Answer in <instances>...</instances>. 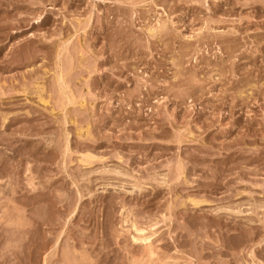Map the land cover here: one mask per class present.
I'll return each mask as SVG.
<instances>
[{
  "label": "rangeland",
  "instance_id": "1",
  "mask_svg": "<svg viewBox=\"0 0 264 264\" xmlns=\"http://www.w3.org/2000/svg\"><path fill=\"white\" fill-rule=\"evenodd\" d=\"M131 220L264 264V0H0V264H153Z\"/></svg>",
  "mask_w": 264,
  "mask_h": 264
},
{
  "label": "bare ground",
  "instance_id": "2",
  "mask_svg": "<svg viewBox=\"0 0 264 264\" xmlns=\"http://www.w3.org/2000/svg\"><path fill=\"white\" fill-rule=\"evenodd\" d=\"M166 2H167V0H166ZM187 4V3H186ZM116 9V8H115ZM120 22V21H119ZM158 33V32H157ZM164 34V33H163ZM151 36V35H150ZM209 37H211V36H209ZM159 39V38H158ZM241 40V39H240ZM187 41V40H186ZM247 41V40H246ZM255 41V40H254ZM210 43V42H209ZM239 43V42H238ZM165 44V43H164ZM203 44V43H202ZM228 44V43H227ZM168 47V46H167ZM108 48V47H107ZM238 49V48H237ZM155 50V49H154ZM166 50V49H165ZM190 53V52H189ZM251 54V53H250ZM140 55V54H139ZM188 55V54H187ZM247 55V54H246ZM188 58V57H187ZM219 58V57H218ZM246 59V58H245ZM226 60V59H225ZM227 61V60H226ZM176 63V62H175ZM179 64V63H178ZM176 66V65H175ZM184 68V67H183ZM247 69V68H246ZM245 71V70H244ZM225 76V75H224ZM244 77V76H243ZM193 78V77H192ZM192 81V80H191ZM225 81V80H224ZM178 82V81H177ZM193 82V81H192ZM239 82V81H238ZM191 84V83H190ZM253 84V83H252ZM163 85V84H162ZM148 86V85H147ZM244 87H246V86H244ZM150 88V87H149ZM169 88V87H168ZM152 89V88H151ZM157 89V88H156ZM175 90V89H174ZM228 90V89H227ZM251 90V89H250ZM142 92V91H141ZM155 92V91H154ZM182 92H183V90H182ZM231 92V91H230ZM253 92V91H252ZM186 93V92H185ZM230 95V94H229ZM241 96V95H240ZM148 98V97H147ZM233 98H235V97H233ZM242 102V101H241ZM70 103V102H69ZM234 104V103H233ZM252 104V103H251ZM208 107V106H207ZM240 107V106H239ZM153 108V107H152ZM246 109V108H245ZM7 119V118H6ZM163 130V129H162ZM190 130V129H189ZM188 133V132H187ZM150 134V133H149ZM186 134V133H185ZM83 139V138H82ZM254 149V148H253ZM92 160V159H91ZM89 162H91V161H89ZM88 163V162H87ZM83 164V163H82ZM256 164V163H255ZM255 171V170H254ZM88 172V171H87ZM153 178V177H152ZM155 178V177H154ZM31 184V183H30ZM196 204V203H195ZM234 207V206H233ZM137 214V213H136ZM127 219H129L128 217H126ZM135 219V218H134ZM134 219H132V220H134ZM131 220V224H129V226L131 225V231H133V234L131 233V235H129L130 236V238H131V240H130V242L132 241L133 242V244L132 245H134L135 243L136 244H139V245H143V247L144 248H142V251H143V253H144V256L147 258V261H149V262H153V264H154V261H157V262H162V264H168L166 261V259H170V258H172L171 257V255H168V254H166V253H158V251H157V248L156 247H154L153 246V241H152V237H153V235H155V234H157L156 233V231H154V230H152V229H150V230H148L149 228H144V227H142V226H139V225H137V223H139V222H137V223H135V222H133ZM125 221L127 222V221H129V220H126L125 219ZM124 221V222H125ZM134 221H136V220H134ZM157 222V221H156ZM154 223V222H153ZM153 223L151 224V225H153ZM142 225V224H141ZM151 225H150V227H151ZM155 225V224H154ZM125 226V225H124ZM242 226V225H241ZM128 228V227H127ZM156 230H157V228H156ZM158 231V230H157ZM158 237V236H157ZM160 237V236H159ZM162 238V237H161ZM153 240H155V239H153ZM185 241H187V240H185ZM153 242V243H152ZM181 242V241H180ZM183 243V242H182ZM243 243V242H242ZM135 244V245H136ZM235 244V243H234ZM237 244V243H236ZM131 245V246H132ZM181 245V244H180ZM242 245V244H241ZM250 245V244H249ZM82 247V246H81ZM133 247V246H132ZM159 247V246H158ZM232 247H234V245L232 246ZM238 247V246H237ZM164 248H166V246L164 245ZM164 248H162V249H164ZM143 249H145V250H143ZM161 249V248H160ZM167 249V248H166ZM247 249V247L245 248V250ZM84 250V249H83ZM235 250V249H234ZM130 251V250H129ZM128 251V252H129ZM157 251V252H156ZM70 252V251H69ZM219 252V251H218ZM63 253H66V252H64L63 251ZM71 253V252H70ZM136 252H134V254H135ZM143 253H141L142 255H143ZM146 253V254H145ZM72 254V253H71ZM81 254V253H80ZM141 254H140V257H141ZM63 255H65V254H63ZM67 256V255H66ZM66 256H65V258H66ZM64 257V256H63ZM132 257H134L133 255H132ZM136 257V256H135ZM176 257V256H175ZM174 257V259H177V258H175ZM71 258V257H70ZM76 259V258H75ZM132 259V258H131ZM136 259V258H135ZM134 259V260H135ZM139 259V257H137V259H136V261ZM141 259V258H140ZM139 259V260H140ZM68 260H69V258H68ZM68 260L66 261V262H68ZM73 260V259H72ZM93 261H95V260H93ZM132 261V260H131ZM130 261V262H131ZM146 261V260H145ZM135 262V261H134ZM140 262V261H139ZM142 262H144V260L142 261ZM137 263H138V261H137ZM137 263H134V264H137ZM156 263V262H155ZM79 264V263H78ZM94 264V263H93ZM97 264V263H96ZM131 264H132V262H131ZM146 264V263H145ZM152 264V263H151ZM158 264V263H157ZM171 264V263H170ZM251 264V263H250Z\"/></svg>",
  "mask_w": 264,
  "mask_h": 264
}]
</instances>
